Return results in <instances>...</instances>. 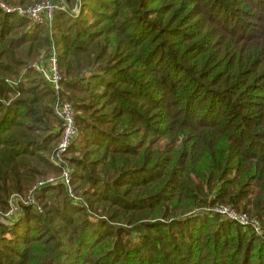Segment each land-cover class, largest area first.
<instances>
[{
	"label": "trees",
	"instance_id": "16d2710c",
	"mask_svg": "<svg viewBox=\"0 0 264 264\" xmlns=\"http://www.w3.org/2000/svg\"><path fill=\"white\" fill-rule=\"evenodd\" d=\"M51 1L50 31L0 12V211L55 180L7 219L0 264H264V0ZM52 44L71 192L32 68Z\"/></svg>",
	"mask_w": 264,
	"mask_h": 264
},
{
	"label": "built area",
	"instance_id": "2783aa9c",
	"mask_svg": "<svg viewBox=\"0 0 264 264\" xmlns=\"http://www.w3.org/2000/svg\"><path fill=\"white\" fill-rule=\"evenodd\" d=\"M62 5H56L51 0H41L38 3L29 5L26 7L13 5L0 0V12L5 15H15L19 18H23L31 22L33 25L45 26L49 31L53 22L54 14L56 11H65L66 7ZM76 13V9H73ZM32 68L37 71L44 80L50 85L55 98L53 101V112L56 117L61 121V136L59 143L53 149L50 156L51 164L61 170L60 181L70 191L69 181V169L67 168L63 156L69 148L72 140L77 136V128L74 123L75 112L72 105L69 102H63L60 99L61 87V74L58 69V56L55 46L52 44L46 60L39 59L32 63ZM55 180L53 178H47L35 184L34 188L30 191L29 195L22 197L17 195L11 198L9 204V210L3 215L5 217H11L15 212L20 211L22 206H34L38 212L41 209L34 198L35 189L46 184H53ZM214 213L222 215L224 218L235 220L243 226H250L256 233L260 232V226L257 221L248 218L246 215H238L233 210L226 207H215L212 210Z\"/></svg>",
	"mask_w": 264,
	"mask_h": 264
},
{
	"label": "rangeland",
	"instance_id": "374dc122",
	"mask_svg": "<svg viewBox=\"0 0 264 264\" xmlns=\"http://www.w3.org/2000/svg\"><path fill=\"white\" fill-rule=\"evenodd\" d=\"M40 2V1H39ZM38 3V2H36ZM35 4V3H34ZM33 5V4H32ZM47 58V57H46ZM39 59H37L36 61H38ZM46 60V59H44ZM222 207H225L223 205H221ZM6 213V212H5ZM5 213L1 212L0 211V230H2V232H0V245H1V242L4 241L5 239L11 237L10 234L7 233L8 229L11 227L12 223L11 222H7V219H9V217H5L3 216ZM259 226H260V229H261V225L260 223L258 222ZM2 228V229H1ZM256 233V232H255ZM261 233V230L260 232ZM257 235V234H256Z\"/></svg>",
	"mask_w": 264,
	"mask_h": 264
}]
</instances>
